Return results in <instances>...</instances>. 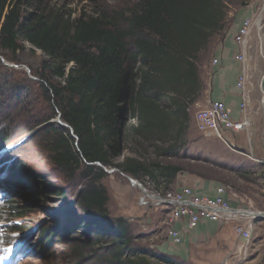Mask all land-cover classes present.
<instances>
[{
    "label": "rangeland",
    "instance_id": "rangeland-1",
    "mask_svg": "<svg viewBox=\"0 0 264 264\" xmlns=\"http://www.w3.org/2000/svg\"><path fill=\"white\" fill-rule=\"evenodd\" d=\"M136 1L45 0V4L75 20L84 15L105 13L112 17L121 11L127 13ZM246 20L252 21L247 39L249 79L244 90L236 88L241 94V104L244 94L247 96L243 121L248 122L250 116L251 121L240 133L226 131L223 141L200 133L195 115L211 102V84L220 67V64H213V60L219 58L217 54L226 44H234L238 52L241 51L234 42V34ZM221 26L197 55L201 91L194 103L181 93L163 92L157 100L172 113L170 129L161 138L149 137L147 140L125 135L118 154L111 159L112 166L96 164L106 173L99 182L109 198L105 217L84 211L77 201L79 190L89 184L84 168L70 173L54 163L53 142L58 136L46 133L44 123L48 120L51 124L57 123L62 114L42 74L50 85L62 87L65 83L48 68L54 65L53 62L42 50L25 41L20 42L22 49L15 54L0 48V129H8L10 136L7 146L0 148L1 170L6 172L11 165L20 167L24 174L41 178L39 186L34 187L31 182H15L13 175L0 174L12 190L11 200L24 207L22 215L16 217L11 216L10 208L5 212L0 209V264L16 261L19 243L14 240L20 238L26 239L23 250L30 252L23 258H26L23 264H107L106 253L112 248V234L115 235L113 231L117 230L120 221H124L129 230L130 248L136 251V259L144 258L148 264H164L152 256L159 253V247L169 240L166 223L169 210L163 205L158 206L150 196L154 193L163 196L182 187L189 179L224 186L227 194L237 201L234 208L256 214L255 217L248 216L253 221L248 264H264V218H261L264 214V93L261 89L264 76V0H250L246 4L232 0L225 8ZM237 63L242 68V64ZM141 66L138 63L135 74L139 73ZM71 67L73 64H69L67 69ZM134 77L133 94L137 93L140 84V76ZM250 82L256 88L252 115L248 108ZM172 101H176L179 107ZM187 104L189 107L185 110ZM133 110L134 114L130 116L126 107L121 117V129L123 127L127 133L129 127L138 125L135 107ZM70 133L73 135L72 130ZM127 158H135L146 165L179 167L181 172L171 184L168 177L153 179L146 176L140 181L115 167ZM177 177L181 178V183L174 186ZM131 180L142 184L146 193L139 186H134ZM10 238L14 239L5 241ZM13 250H17L14 255Z\"/></svg>",
    "mask_w": 264,
    "mask_h": 264
},
{
    "label": "trees",
    "instance_id": "trees-1",
    "mask_svg": "<svg viewBox=\"0 0 264 264\" xmlns=\"http://www.w3.org/2000/svg\"><path fill=\"white\" fill-rule=\"evenodd\" d=\"M240 1L246 4L250 0ZM230 2L137 0L127 13L121 11L112 17L105 13L84 15L72 20L70 15L65 17L48 8L45 0H0V48L15 54L22 49L21 41L30 43L53 62L48 68L65 83L62 87L50 85L42 74L58 102L62 121L69 127L48 120L44 130L58 136L52 149L55 165L70 173L84 168L89 184L77 194L84 211L100 217L107 214L108 194L99 184L106 173L96 164L112 166L111 159L118 154L125 135L147 140L161 138L170 129L172 113L157 100L163 92L181 93L193 103L197 99L201 91L197 55L222 27ZM138 63L142 66L135 74ZM69 64L73 67L67 69ZM134 76H140V84L133 94ZM172 102L179 107L176 101ZM126 107L130 116L135 107L138 120L128 133L121 129ZM6 130L0 129V148L9 142ZM115 167L140 181L146 176L168 177L169 184L181 172L179 167L146 165L135 158H127ZM6 169L4 172L0 166V173L13 175L15 182L39 186V176L24 174L20 167L11 165ZM9 208L14 217L24 210L11 199L1 212ZM117 225L106 263L148 264L144 258H135L125 222Z\"/></svg>",
    "mask_w": 264,
    "mask_h": 264
},
{
    "label": "crops",
    "instance_id": "crops-1",
    "mask_svg": "<svg viewBox=\"0 0 264 264\" xmlns=\"http://www.w3.org/2000/svg\"><path fill=\"white\" fill-rule=\"evenodd\" d=\"M237 53L238 49L234 47V44H226L217 54L220 67H218L217 75L211 84L209 100V102L215 100L224 101L230 109L231 118L234 121H240L244 116L240 111L241 94L235 85L242 70L241 66L235 61ZM255 91V85H251L250 82L248 108L251 115V110L255 103ZM250 118L248 119L251 121ZM177 182L179 185L181 178H176L174 186ZM218 186L221 185L215 182L207 184L203 180L189 179L183 183L182 187L173 191H178L183 187H190L199 194L215 196ZM225 197L231 206L235 207L234 204L237 201L232 199L227 192ZM172 228L180 233L181 243L176 244L171 238L164 242L158 249L159 253L152 256V258H158L159 262L164 264H239L237 254L243 240L236 234L233 223L226 224L222 221L203 220L191 228L187 219H180L172 225ZM242 264H248V256Z\"/></svg>",
    "mask_w": 264,
    "mask_h": 264
},
{
    "label": "built area",
    "instance_id": "built-area-1",
    "mask_svg": "<svg viewBox=\"0 0 264 264\" xmlns=\"http://www.w3.org/2000/svg\"><path fill=\"white\" fill-rule=\"evenodd\" d=\"M252 21H244L234 34V42L241 48L235 56V60L242 64V71L237 78L236 86L244 90L249 76L247 73L248 55L247 39L251 33ZM213 64H219L216 58ZM246 97L244 94L243 103L240 105L241 113L246 111ZM234 121L231 118L230 110L223 101H211L209 105L199 110L195 115V122L200 133L206 136H216L224 141L223 134L226 131L240 133L249 126V120ZM226 188L218 186L216 195H202L190 187H183L178 191L167 192L165 195L154 193L153 198L157 205L168 208L167 235L174 243H181V235L172 228V225L180 219H187L189 227H195L200 221H222L226 224L233 223L236 234L243 240L237 257L239 264L246 261L252 238V219L242 209L234 208L226 199Z\"/></svg>",
    "mask_w": 264,
    "mask_h": 264
},
{
    "label": "water",
    "instance_id": "water-1",
    "mask_svg": "<svg viewBox=\"0 0 264 264\" xmlns=\"http://www.w3.org/2000/svg\"><path fill=\"white\" fill-rule=\"evenodd\" d=\"M261 89H262V92L264 93V76H263V79H262V82H261ZM57 123L60 125V127H63V128H69L68 125H66L63 121H62V117L60 116L58 118V121ZM132 183L135 182L136 184H139V187L146 193V190L144 189V187L142 186V184H140L137 180H131ZM261 218H264V214H262Z\"/></svg>",
    "mask_w": 264,
    "mask_h": 264
},
{
    "label": "bare ground",
    "instance_id": "bare-ground-1",
    "mask_svg": "<svg viewBox=\"0 0 264 264\" xmlns=\"http://www.w3.org/2000/svg\"><path fill=\"white\" fill-rule=\"evenodd\" d=\"M133 185H134V186H139V184H136L135 182H133ZM149 196H150V195H149ZM152 197H153V195L150 196V198H152ZM247 215H248V216H251V217H252V216H254V217L256 216L255 213H251V212H247Z\"/></svg>",
    "mask_w": 264,
    "mask_h": 264
},
{
    "label": "clouds",
    "instance_id": "clouds-1",
    "mask_svg": "<svg viewBox=\"0 0 264 264\" xmlns=\"http://www.w3.org/2000/svg\"><path fill=\"white\" fill-rule=\"evenodd\" d=\"M1 174V173H0ZM25 239V238H24ZM23 238L22 239H16L18 242L20 243H24L26 241V239L24 240Z\"/></svg>",
    "mask_w": 264,
    "mask_h": 264
}]
</instances>
